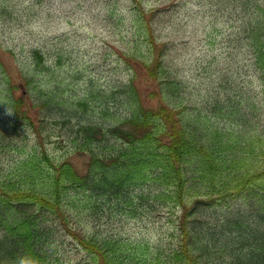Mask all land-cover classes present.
<instances>
[{
    "label": "trees",
    "instance_id": "obj_1",
    "mask_svg": "<svg viewBox=\"0 0 264 264\" xmlns=\"http://www.w3.org/2000/svg\"><path fill=\"white\" fill-rule=\"evenodd\" d=\"M111 1L101 6L126 46L125 74L106 90L64 95L81 69L40 36L13 73L0 61V264H264V126L243 110L264 114V0H198L235 16L228 46L251 73L207 77L190 104L167 76L170 41L156 38L183 32L179 8ZM42 2L0 0V20L24 16L32 38ZM71 155L86 158L83 172ZM171 210L151 243L123 232Z\"/></svg>",
    "mask_w": 264,
    "mask_h": 264
},
{
    "label": "rangeland",
    "instance_id": "obj_2",
    "mask_svg": "<svg viewBox=\"0 0 264 264\" xmlns=\"http://www.w3.org/2000/svg\"><path fill=\"white\" fill-rule=\"evenodd\" d=\"M117 2L119 6L122 0ZM150 3L157 7L179 8L173 12L174 19L183 26L187 24L182 29L183 32H177L171 27L156 31L159 42L167 36L171 43L168 44V50L164 55V59L170 60L173 65L169 67L170 70L167 69V76L170 77L172 73V78H177L180 86L182 85L180 97L183 104H190L196 99L199 84L206 82L207 77H218V74L225 72L233 74L237 70L243 75L251 73L246 55L228 46L227 36L231 32L229 27L237 24L235 16L230 21H226L224 17L223 21L216 11L208 9V5L201 6L198 0H150ZM101 4L102 0H43L40 9L33 11L35 17H31L33 20L31 30L34 34L32 38L25 26L28 22L24 16L11 24L4 18L1 19L2 66L7 72L13 73L15 68L12 60H19L21 46L27 47L33 43L35 37L40 36L48 49L61 50L62 60L66 64L72 66L78 64L77 68L81 69V72L78 71L75 75L76 79L72 76L73 80H68L71 85L62 89L64 95L71 93L73 85H76L75 90L81 94L87 85H92L97 90H106L108 86L120 80L121 76L124 77L125 64L122 56L126 46L119 39L116 22L104 16L105 11ZM207 64H212L213 70L217 73H212L211 68L204 71L202 67ZM229 66L231 68L227 69ZM55 74L60 76L63 73ZM90 80L92 84H89ZM140 84L148 86L149 82L146 83L143 79ZM250 102L249 99L248 103ZM243 110L254 128L261 129L264 126L263 112L260 115H253L250 106H244ZM70 158L80 172H83L86 158L77 155H71ZM177 215L178 210H171L163 212L157 218L131 220L123 232L140 244L151 243L167 230L170 220L175 219Z\"/></svg>",
    "mask_w": 264,
    "mask_h": 264
}]
</instances>
